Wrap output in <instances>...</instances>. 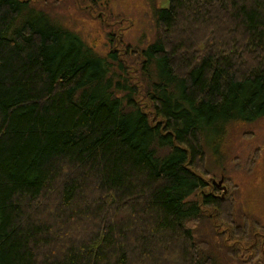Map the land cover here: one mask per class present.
Here are the masks:
<instances>
[{
  "label": "trees",
  "instance_id": "obj_1",
  "mask_svg": "<svg viewBox=\"0 0 264 264\" xmlns=\"http://www.w3.org/2000/svg\"><path fill=\"white\" fill-rule=\"evenodd\" d=\"M167 1L139 52L152 123L119 53L0 0V264H216L190 224L222 201L189 198L203 145L264 118V0Z\"/></svg>",
  "mask_w": 264,
  "mask_h": 264
},
{
  "label": "rangeland",
  "instance_id": "obj_2",
  "mask_svg": "<svg viewBox=\"0 0 264 264\" xmlns=\"http://www.w3.org/2000/svg\"><path fill=\"white\" fill-rule=\"evenodd\" d=\"M30 3L47 12L54 22L80 35L99 55L119 53L126 71H119L113 64L111 76L115 79L125 76L130 85H137L135 103L150 115L152 123L159 121L150 109L145 89L139 86L138 62L139 52L157 33L153 11L167 6V0H30ZM176 38L174 34L169 42L176 43ZM223 136L217 138L218 142L202 144L205 158L197 172L207 186L189 198L200 202L203 195L212 194L222 202L203 207L201 218L190 227L199 249L216 264H264V118L251 123H229ZM213 139L214 136L209 140Z\"/></svg>",
  "mask_w": 264,
  "mask_h": 264
},
{
  "label": "water",
  "instance_id": "obj_3",
  "mask_svg": "<svg viewBox=\"0 0 264 264\" xmlns=\"http://www.w3.org/2000/svg\"><path fill=\"white\" fill-rule=\"evenodd\" d=\"M219 183H221V181Z\"/></svg>",
  "mask_w": 264,
  "mask_h": 264
}]
</instances>
